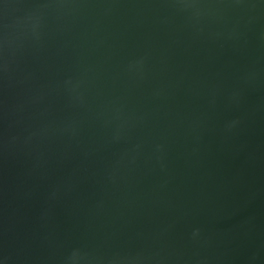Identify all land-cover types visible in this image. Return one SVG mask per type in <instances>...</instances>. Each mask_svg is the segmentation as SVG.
<instances>
[{
  "label": "water",
  "instance_id": "95a60500",
  "mask_svg": "<svg viewBox=\"0 0 264 264\" xmlns=\"http://www.w3.org/2000/svg\"><path fill=\"white\" fill-rule=\"evenodd\" d=\"M0 264H264V0H0Z\"/></svg>",
  "mask_w": 264,
  "mask_h": 264
}]
</instances>
